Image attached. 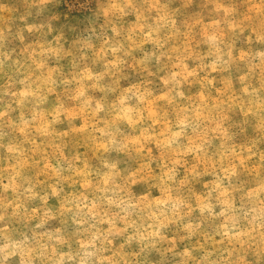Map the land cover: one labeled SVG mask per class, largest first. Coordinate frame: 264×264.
<instances>
[{
    "label": "rangeland",
    "instance_id": "374dc122",
    "mask_svg": "<svg viewBox=\"0 0 264 264\" xmlns=\"http://www.w3.org/2000/svg\"><path fill=\"white\" fill-rule=\"evenodd\" d=\"M0 264H264V0H0Z\"/></svg>",
    "mask_w": 264,
    "mask_h": 264
}]
</instances>
